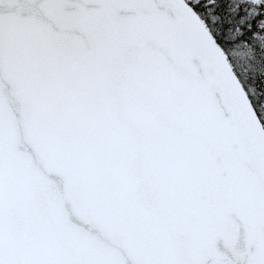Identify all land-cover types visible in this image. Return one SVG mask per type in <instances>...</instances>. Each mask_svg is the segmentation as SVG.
<instances>
[{
    "label": "snow or ice",
    "instance_id": "1",
    "mask_svg": "<svg viewBox=\"0 0 264 264\" xmlns=\"http://www.w3.org/2000/svg\"><path fill=\"white\" fill-rule=\"evenodd\" d=\"M0 264H264V0H0Z\"/></svg>",
    "mask_w": 264,
    "mask_h": 264
}]
</instances>
